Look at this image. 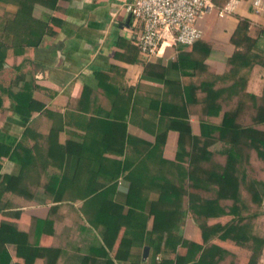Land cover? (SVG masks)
I'll list each match as a JSON object with an SVG mask.
<instances>
[{
    "label": "crops",
    "instance_id": "1",
    "mask_svg": "<svg viewBox=\"0 0 264 264\" xmlns=\"http://www.w3.org/2000/svg\"><path fill=\"white\" fill-rule=\"evenodd\" d=\"M133 1L36 2L32 15L47 25L43 41L36 48H27L24 54H10L4 68L16 62L13 67L22 70L17 90L30 82L34 98L63 116L58 143L83 142L89 125L92 132H103L108 128L106 124L120 123L122 126L118 125L116 130L125 136L121 138L125 139V152H106V157L127 165L130 163L126 156L137 160L138 151L153 146L159 133L167 130L162 157L174 161L180 132L170 126L187 122L192 135L203 138L202 125L207 122L214 127L220 125L226 111L237 104V92L257 97L248 96L249 103L240 115L245 125H252L258 114L257 106L264 103V0L259 5L257 0H236L234 11L225 16L219 15L218 7L230 0H214L216 9L197 22L204 33L202 39L189 46L166 47L150 59L139 52L137 37L142 23L128 11ZM17 10V6L0 0V14L6 11L13 14ZM236 52L241 57L231 73L229 60ZM234 83L238 84L232 92H222ZM12 104L13 99L6 94L0 109V140L14 147L27 135L29 145L46 147L45 136L53 119L39 110L30 117L18 114ZM218 131L213 130L215 137ZM219 145L213 143L212 147L216 149ZM185 149L190 151V145ZM162 157H152L148 163L153 169L158 168L164 164ZM0 161V173L17 171L14 161L8 158ZM62 161H65L63 168L49 166L50 171L73 174L76 156L63 157ZM127 173L128 170L111 192V197L123 204L130 187L125 178ZM85 175L86 179L92 178L91 174ZM97 179L102 186L110 184L109 177L103 174L97 175ZM185 188L190 189L188 181ZM23 191L24 194L4 193L0 219L16 223L32 240L36 236L35 220L52 219V244L61 251L57 264H106L108 259L113 264H131L139 258L145 264H161L163 254L154 255L148 236L123 239L125 226L109 248L115 227L112 232L107 230L104 237V227L92 225L83 215V200L51 202L35 174L23 184ZM147 191L152 197L158 194L155 189ZM66 194L75 192L68 190ZM183 205L188 206L186 196ZM86 210L91 213L94 208L87 206ZM194 228L195 221L189 214L180 230L186 241L191 239ZM146 247H149L147 257ZM10 251L15 255L13 246ZM187 251V245L178 246L179 255Z\"/></svg>",
    "mask_w": 264,
    "mask_h": 264
},
{
    "label": "trees",
    "instance_id": "2",
    "mask_svg": "<svg viewBox=\"0 0 264 264\" xmlns=\"http://www.w3.org/2000/svg\"><path fill=\"white\" fill-rule=\"evenodd\" d=\"M1 1L17 6L18 10L13 14L7 11L0 14V71L10 54L21 55L27 48L38 47L47 32V25L32 15L38 0ZM55 3L51 6L55 7ZM240 57V52H236L229 60L231 73ZM237 84H231L222 92H232ZM33 87L27 82L23 89L12 91L0 81V109L8 94L13 99L12 108L16 113L30 117L39 110L53 119L45 136L46 147L29 145L27 135H23L14 147L0 140V160L8 158L17 165L13 174L0 173V201L8 191L24 194L23 184L35 174L51 202L83 200V215L92 225L104 227V237L107 230L112 232L115 227L109 248L113 247L125 226L123 239L148 236L154 255L163 254L161 264H224L226 260H229L226 264L259 263L264 254V237L253 231V220L258 213L246 212L248 207L242 189L245 187L251 193L254 202L262 201L258 185H264V182L250 179L246 166L251 164L255 154L264 160V103L257 106L258 114L253 117L252 125H245L240 116L249 103L248 96L257 99L255 95L237 92V104L226 111L220 125L214 127L208 122L202 125L203 138L192 135L187 122L172 124L170 127H176L180 132L179 150L174 161L162 157L166 130L159 133L153 146L138 151L137 160L126 156L130 163L126 165L106 157V152H125V139H121L125 136L116 130L120 123L106 124L108 128L103 132H92V125H89L90 131L87 129L83 142L67 141L60 145L58 137L64 125L63 116L35 99ZM214 129L219 130L217 137L213 135ZM213 143L220 145L214 149ZM186 145H190V151L185 149ZM69 156L77 158L73 174L50 171L49 166L63 168V157ZM156 156L162 157L164 164L153 169L148 161ZM126 170L125 178L130 187L123 204L114 200L111 192ZM86 173L92 178L86 179ZM99 174L109 177L108 186L98 182ZM186 181L190 189L212 191L215 195L187 189ZM154 189L158 191L156 197L146 192ZM68 190L75 194L67 195ZM185 196L187 207L183 205ZM87 206L94 210L88 212ZM189 214L195 221V228L191 239L186 241L180 230ZM35 222L36 236L32 240L16 223L0 219V264H57L61 251L52 244L53 220L46 218ZM181 244L188 246L185 255L177 252ZM10 246L15 248V255ZM106 264H113V261L108 259ZM131 264L145 263L139 258Z\"/></svg>",
    "mask_w": 264,
    "mask_h": 264
},
{
    "label": "built area",
    "instance_id": "3",
    "mask_svg": "<svg viewBox=\"0 0 264 264\" xmlns=\"http://www.w3.org/2000/svg\"><path fill=\"white\" fill-rule=\"evenodd\" d=\"M235 5L236 0H230L218 7L219 15L232 13ZM214 9V0H134L128 11L142 23L137 37L140 54L150 59L166 47L193 45L204 34L198 20Z\"/></svg>",
    "mask_w": 264,
    "mask_h": 264
},
{
    "label": "rangeland",
    "instance_id": "4",
    "mask_svg": "<svg viewBox=\"0 0 264 264\" xmlns=\"http://www.w3.org/2000/svg\"><path fill=\"white\" fill-rule=\"evenodd\" d=\"M13 65H16V62H13L12 67H5L0 71V81H2L5 86L11 87L12 91H16L21 81L22 70L16 69ZM252 159L251 164L246 166L249 178L262 183L264 182V160L256 156V154ZM258 187L263 196L261 202H254L251 198V193H249L245 187L242 189V196L248 207L246 212L258 213V216L253 220V231L257 235L264 237V185L259 184ZM199 192L209 196L215 195L212 191L199 190ZM225 202L231 203V201L226 200ZM226 263H229V260H226L224 264ZM258 264H264V254L260 257Z\"/></svg>",
    "mask_w": 264,
    "mask_h": 264
},
{
    "label": "water",
    "instance_id": "5",
    "mask_svg": "<svg viewBox=\"0 0 264 264\" xmlns=\"http://www.w3.org/2000/svg\"><path fill=\"white\" fill-rule=\"evenodd\" d=\"M149 253V247H146L144 250V256L147 257Z\"/></svg>",
    "mask_w": 264,
    "mask_h": 264
}]
</instances>
